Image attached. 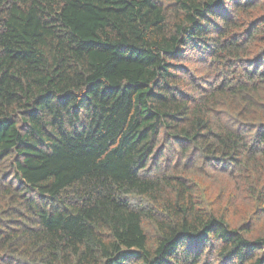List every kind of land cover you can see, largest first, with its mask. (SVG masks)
Instances as JSON below:
<instances>
[{
    "label": "trees",
    "instance_id": "16d2710c",
    "mask_svg": "<svg viewBox=\"0 0 264 264\" xmlns=\"http://www.w3.org/2000/svg\"><path fill=\"white\" fill-rule=\"evenodd\" d=\"M0 264H264V0H0Z\"/></svg>",
    "mask_w": 264,
    "mask_h": 264
}]
</instances>
